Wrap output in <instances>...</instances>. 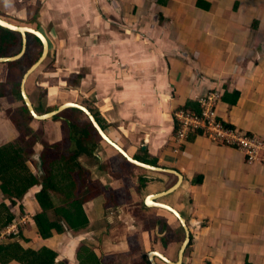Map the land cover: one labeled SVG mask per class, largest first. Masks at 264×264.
<instances>
[{
	"label": "crops",
	"instance_id": "obj_1",
	"mask_svg": "<svg viewBox=\"0 0 264 264\" xmlns=\"http://www.w3.org/2000/svg\"><path fill=\"white\" fill-rule=\"evenodd\" d=\"M60 1L55 2L66 13L77 11L78 16V24L70 30L69 45L52 48L59 54L55 68H60V77L67 74L68 78L45 82L48 75L56 74L50 67L41 70L39 65L24 83L34 112L43 115L52 107L37 105L38 94H54L60 102L64 81L76 83L65 103L86 109L134 160L180 174L178 188L155 202L169 205L186 222L193 243L190 264H264V164L249 162L239 150L202 135H193L179 146L173 116L178 110H196L199 97L218 90L222 98L218 119L246 135L264 139V0ZM73 5L76 11L70 10ZM51 85L54 87H48ZM4 106V114L0 111V143L13 139L10 133L18 136L22 127L6 119L8 108ZM53 117L42 120L44 126L66 128L64 116ZM32 125L27 126L28 132ZM55 129L46 144L59 145L66 139V132L62 138ZM101 142L104 154L95 149L97 153L76 158L83 169L90 164L89 159L102 160L100 155L108 162L97 176L98 189L92 188L98 193L87 200H96L98 213L109 208L118 214L107 213L111 228L98 239L100 250L107 251L101 257L114 256L116 264L119 257L143 259L148 251L163 253L161 240H178L182 230L185 237L184 228L178 230L166 210L147 207L143 201L173 186L177 177L135 166ZM32 153L27 155V165L35 172ZM41 160L42 165L48 162ZM131 174L138 175V180ZM130 185L137 186L124 195L120 190ZM30 199L32 194L22 201L26 213L33 211ZM20 217L15 212L16 221ZM68 230L76 238H84L79 234L82 230ZM33 233L28 224L23 227L27 241L21 245L47 247L56 253L55 264H62V235L39 239ZM5 240L0 238V243Z\"/></svg>",
	"mask_w": 264,
	"mask_h": 264
},
{
	"label": "trees",
	"instance_id": "obj_2",
	"mask_svg": "<svg viewBox=\"0 0 264 264\" xmlns=\"http://www.w3.org/2000/svg\"><path fill=\"white\" fill-rule=\"evenodd\" d=\"M56 107L58 106L48 108L46 113L52 112ZM16 110L10 117L13 125L20 123V120L25 117L31 119L23 107ZM71 111L81 114L76 110ZM191 111L198 112L197 105L196 110ZM56 118L54 116L52 119ZM63 118L62 121L67 128L66 141L69 144V152L67 155H60L56 160H50L47 163L45 161L43 175L39 179L27 165V155L32 151L34 137L29 138L28 144H21L18 138L21 139L23 136L18 135L17 141L0 146V232L16 221L15 212L22 216L20 217L21 221L23 217H26L22 201L29 194H32L38 208V212L31 215L28 221H22L21 225L17 224L15 235H8L4 238L6 242L0 243V264L10 261H15L18 264H55L56 253L49 248L42 246L30 248L21 245V242L26 243L27 241L22 235V229L27 224L33 229L34 236L39 239H46L53 234L62 233L64 231L62 224L71 231L83 230L88 225V219L81 205L98 192L91 194V190L94 188L93 183L87 182L89 186L86 188L87 172L79 166L76 158L80 155L89 156L98 142H101V138L86 118L82 125L69 124L70 121L67 117ZM36 122L40 123L39 126H43V121ZM193 135H202V132L189 134L187 139ZM52 146L58 147L57 145ZM52 146L43 145L41 157L44 160L48 159L43 157L45 150L51 149ZM26 148H29L28 152H26ZM119 156L121 155L119 154ZM200 181L201 179H196L197 183ZM180 229L182 230L179 226L178 230ZM181 232V237L178 240L173 238L170 242L163 238L162 241L167 243L168 247L173 248L174 244H178L184 239L183 230ZM192 244L191 237L189 247ZM78 251L77 258L80 264H100L96 255L87 246L82 245ZM140 264H149L145 256Z\"/></svg>",
	"mask_w": 264,
	"mask_h": 264
},
{
	"label": "flooded vegetation",
	"instance_id": "obj_3",
	"mask_svg": "<svg viewBox=\"0 0 264 264\" xmlns=\"http://www.w3.org/2000/svg\"><path fill=\"white\" fill-rule=\"evenodd\" d=\"M55 1L56 0H0V19L14 27H19V28L24 29L18 33V32L9 31V30H6L0 27V46L4 45V42L6 41L14 42V46L10 50L2 49V47L0 48V59L11 58V60L9 61L0 62V65L6 66V67L1 68L0 70V98H2L4 101L3 102V104L5 105L4 107L5 108L7 107L8 110L11 111V113H9V115L11 116H13L14 111H16L17 109L15 107L17 100L20 101V107H23L25 109V106L23 105V102L19 94V84H20L21 77L25 73V71L30 67V65L35 63L42 54L43 43L41 40H39V35L41 36V38L44 39L45 44H46V54L44 55L41 61V65L44 62L48 61V59L49 61L54 59V65L53 67H50V70H52V72L56 74V77L55 76L49 77L48 75L45 79V82L51 83L52 80L50 78H55L56 81L58 78L60 80L68 78L67 74L63 77H60V74H61L60 68H58V66L57 68H55V63L57 61L59 62V58H58V54L54 50H52V48L61 49V48H66L69 45L68 39L70 37V30L73 29L78 24L77 23L78 16L76 15L77 6L73 5L70 8L71 11H76L75 13L73 12L70 15L69 13H66L62 9V6L60 4L58 3L56 4ZM58 1L61 3L60 0ZM56 13H59V14L56 16ZM20 14H22L24 17L23 18L19 17ZM10 17L17 19V22L12 20V18ZM29 31H35L37 33L33 34ZM20 33H23V34H20ZM23 40H24V45H23L24 48L23 50H21V44ZM26 45L33 46L34 50L38 52L36 60L34 62H31V63L28 62L27 55L26 57L24 55L25 50L30 51L31 49V48L27 49L28 47H26ZM41 67L43 68V66ZM37 68L38 67H36L32 72H30L26 76L25 80L27 78L28 79L32 78L31 76H34L32 74H34ZM25 80H24V83H25ZM24 83H23V89H24ZM48 87H54V85H51ZM11 88H13L14 90L12 94L10 93ZM58 88H61V86L57 85V89ZM38 100L39 102L37 103V105L38 104L42 105L45 103L48 106H55L59 103L57 98L54 96V94H49L47 96H44V94L43 95L38 94ZM0 104H1L0 106H3L2 101H0ZM63 104H72V103H63ZM63 104H60V105H63ZM33 106L34 104H31L32 109H33ZM71 110H66V112L67 111L70 112ZM36 115H39V114H36ZM11 116H8V117L5 116V117L6 119L7 118L10 119ZM168 213L171 216H173V219H175V224L180 226L183 229L180 221L173 214H171L170 212ZM85 237L86 236H84V238ZM183 240L181 243H179V247H178L177 254H176V260L173 262H177L178 252L183 243ZM190 240H191V234L189 236V243H190ZM188 244L183 252V258H182L181 264H183V259L187 256V254L190 253L189 249L191 246L189 247ZM164 245L165 244H163V247H165L164 249L168 248L167 243H166V246ZM92 251L95 254L96 250H92ZM152 251H156V250H152ZM98 252L102 254V251H100L99 248H98ZM149 252L151 251H148L147 253L144 254L148 262H149V259L147 256ZM159 253H161V251H159ZM161 254L166 259L168 260L171 259V257L169 258L168 254L165 251ZM159 261H162V260L155 258V262L157 264ZM99 263L103 264L100 260H99Z\"/></svg>",
	"mask_w": 264,
	"mask_h": 264
},
{
	"label": "rangeland",
	"instance_id": "obj_4",
	"mask_svg": "<svg viewBox=\"0 0 264 264\" xmlns=\"http://www.w3.org/2000/svg\"><path fill=\"white\" fill-rule=\"evenodd\" d=\"M19 17L23 18L24 16L22 14H20ZM19 17H17V18H19ZM10 18H12V17H10ZM12 20L17 22V19L12 18ZM13 46H14V42H12V41L11 42H7L6 41V42H4V45L0 46V48L2 47V49L10 50ZM26 47H28L27 49L31 48L30 51H26L25 50V54L24 55H25V57L27 55V61L28 62H34L36 60L38 52L36 50H34L33 46L26 45ZM53 57H55V56H53ZM58 58H59V54H58ZM53 65H54V59H52L50 61L48 59V61L44 62L40 66H43V68L41 69V70H43V69H47L49 67H53ZM3 67H6V66L0 65V70ZM36 77H37V75H35V78ZM31 82L33 83V80ZM64 83H65V87L61 88V90L59 92V94H61L59 96L60 97L59 99H61V101L57 104V106H59L62 103H65V99L67 98V96L72 97V95H73L72 86H76V83H75V85H73V82L64 81ZM28 86H29V84H28ZM35 91L38 92V89L35 88ZM15 107L16 108L20 107V101L17 100V103H16ZM0 111L4 114V110L2 109V106H0ZM9 113H11L10 110L5 112L4 116H6V117L7 116H11V115H9ZM61 115L64 116V117H67L68 121H70L69 124L82 125V124L85 123V117L82 114H76L75 112H71V111L70 112L69 111H67V112L63 111V112L60 113V115H58V117L61 116ZM19 125L22 126L21 128H19V135H22L23 137H21V139H20L16 135L10 133V135L13 136V139H10V141H3L2 143H0V146H2L4 144H7V143H10L11 141H17L18 139H19V142H21V144H28L29 138L31 136L34 137L35 138L34 141H36L33 144L32 149L34 148V146L36 147L37 145H40V144H36V143H39L40 140H41L40 141V143H41L40 146L41 147H43L44 144H45V146L46 145L50 146V145H48V143L47 144L45 143V140L47 142H51L48 137L51 136L50 134H52V132L54 131V129H55L54 127H49L48 126V128H47L46 125L44 126V123H43V126H39L40 123H37L35 120L33 121L32 118L28 119L27 117H25L22 120H20V124ZM28 125H32L31 129H30V132H28L30 127L27 129ZM55 130H56V132L60 133V136L62 138L65 137V132L67 133V128H63V126H60V127L56 128ZM23 133H25L26 135L24 136ZM66 140L67 139H64L59 145H57L58 147L55 146L56 148L51 145L52 146L51 149L45 150L46 151L45 155H47V158H48V159H46L47 161L56 160L60 155H67L68 154V152H69V149H68L69 144H68V141H66ZM177 142L179 143V146L184 143V141H177ZM100 144H102V142L99 141L98 144L95 146V148H93L94 151H92V152H95V149H97V151L99 153L104 154L105 150H104L103 147L100 146ZM106 147L111 148L112 152H114L113 148L110 145L107 144ZM25 150H26V152H28L29 148H26ZM41 151H42V149H41ZM97 151L95 153H97ZM31 152H33V150ZM100 156H101L102 160H98V161L96 160V162H95L94 160L89 159L88 163H90V164L84 165V168H85V170L87 172L86 185H85L86 188H88L87 186H89V185H87V182H91V183L93 182L94 188L98 189V182L99 181H98V177L97 176H101V174L99 175V173H101L102 170L105 167L107 168V165H108V162L105 161L103 156L102 155H100ZM130 176H131V178H135L136 180H138V177H139L136 174H134V175L131 174ZM94 178H97V179H94ZM136 186L137 185H135V187ZM135 187L130 185V187H125V188L121 189L120 191H122L124 195L128 196V195H130L128 193L129 189H132V188L135 189ZM141 191H142V189H141ZM92 192L94 194L97 191L92 189L91 190V194H92ZM30 201L32 203L31 207L33 206V211H32V209H30L29 213H26L27 217H30V215L36 214L38 212V208H37L36 204L34 203V200L30 199ZM88 201L83 202L82 205H81V208H82L84 213L88 212V213H86V215L88 216V220H91V221L89 222L88 227L85 228L86 230H82L81 232H79V234H83V236L87 237V235L84 234V233L85 232L86 233L89 232L91 235H89L87 238L86 237L83 238V239L78 238V240H74V238H73L74 235L70 234V236H67V232L69 230L67 228H65L64 231L62 233H60L62 235V237H60V238L62 239V241L64 240L63 241L64 243L62 244V250H61L62 255L64 254V257H60L61 258L60 260H62L60 262L62 264H69V261H71L70 264H80V261L77 258V255H78V252H79L78 250H80L81 245L88 246V248L90 250H96V253H95L96 257L99 258V260L103 264H114V262H115L114 261V258H115L114 256L111 257V255H108L105 259L103 257H101L103 253L101 254V253L98 252V248L100 249V240H98V239H100L102 237L101 233L103 231H106L105 234H108L107 231L111 228L110 225H107V222L109 221V219L107 218V213L110 214L111 216L113 215L115 217L116 216L118 217V214H116L114 209H109V208H106V209L104 208L103 212H102V210L99 211L100 209H98V211H99V213H98V212L95 211V207H94L96 200H91L90 202H88ZM127 202H129V200H127ZM88 203H90V205ZM143 203H144V201H143ZM24 204L25 203H22V205H24ZM26 212H28L27 209H26ZM30 212H32V213H30ZM19 220H21V218ZM116 220H119V219H116ZM132 220L135 222L134 218H132ZM24 221H26V217L23 218V222ZM20 225H21V223H20ZM114 225L116 226L117 224H114ZM29 227H30V225H29ZM143 228L147 229V227H145V226H143ZM154 234H155V236L157 235L156 232H154ZM73 242H74V244L71 245L70 243H73ZM89 243H90V245H88ZM131 244H132V242H131ZM162 244H165V242L162 241ZM164 246H166V244ZM178 247H179V243L175 244L174 248L169 247V248L165 249V252L168 254L169 257L172 255L170 260H172V261L176 260V254H177ZM132 248H134V246H132ZM64 249L65 250L68 249L69 252L66 253V251H64ZM131 251H133V249H131ZM189 251H191V247H190ZM102 252L106 253L107 251L106 250H102ZM130 252L127 253V255H129ZM103 255H105V254H103ZM186 257L183 259V264H190L191 261L188 258V254H187ZM141 260L143 262V259L140 258V256H138V258L126 257L124 259L119 257V258H117L118 262L116 264H133V263H138V262H139L138 264H140ZM165 263H164V261H159L158 262V264H165Z\"/></svg>",
	"mask_w": 264,
	"mask_h": 264
},
{
	"label": "built area",
	"instance_id": "obj_5",
	"mask_svg": "<svg viewBox=\"0 0 264 264\" xmlns=\"http://www.w3.org/2000/svg\"><path fill=\"white\" fill-rule=\"evenodd\" d=\"M221 93L213 90L196 100L198 112L178 110L174 113L176 141H186L189 134L202 132V136L211 142L239 150L249 162L258 161L264 164V139L249 136L237 129L226 126L217 117V107ZM21 220L6 226L0 232V238L15 235L17 224Z\"/></svg>",
	"mask_w": 264,
	"mask_h": 264
},
{
	"label": "water",
	"instance_id": "obj_6",
	"mask_svg": "<svg viewBox=\"0 0 264 264\" xmlns=\"http://www.w3.org/2000/svg\"><path fill=\"white\" fill-rule=\"evenodd\" d=\"M0 27L3 29L9 30V31H14V32H18V33L21 32L22 30H24V29L19 28V27H14V26L4 22L1 19H0ZM29 32H31L33 34L37 33L35 31H29ZM20 34H23V33H20ZM39 40H41L43 43L42 54L39 57V59H37V61L35 63H33L32 65H30V67L25 71V73L21 77L20 84H19V94H20L21 100L23 102V105L25 106V109H26L28 115L31 116L36 121H41V120H48L52 116H57L61 112L66 111V110H71V109L76 110V111L82 113V115L86 117V119L89 121V123L91 124L93 129L95 131H97L101 140L106 142L108 145H110L121 156H123L129 163H131L135 166L142 167V168L149 169V170H153V171L167 172V173L171 172L169 174H174L177 177L178 181L173 186H171L170 188L166 189L163 192L146 196L144 199V205L147 207L161 208L163 210H166V211L170 212L171 214H173L180 221V223H181V225L185 231V237H184L183 243H182V245L179 249V252H178L177 262H172V261L166 259L161 253L156 252V251L149 252L147 257L149 259L150 264H157L155 262V258H158V259L166 262L167 264H181V261L183 258V252H184L187 244L189 243L190 234H189L188 228L185 224L184 219L180 216V214L175 209H173L167 205H164L162 203L155 202V200L158 199L159 197L166 196V195L174 192L178 188L180 174L176 173L175 171L165 170V169H162L159 167L147 165V164L141 163L137 160H134L118 144H116L114 141H112V139L101 129L99 124H97L94 117L86 109L82 108L79 105H76L73 103L72 104H63V105H60L59 107H57L54 111H52L50 113L43 114V115H36L35 112L33 111L32 107H31V104L29 102L28 97L26 96V94L24 92L23 83H24L26 76L35 69V66H38V64L42 61L44 55L46 54V44H45L44 39L41 38L40 35H39ZM23 45H24V40L22 41V44H21V50H23V48H24ZM9 60H11V58H3V59H0V62H6ZM41 149H42V147L40 145H37L35 147L33 153L30 156V159L33 161V166H34L36 178H38V179H39V177H41L43 175L42 160L40 157ZM62 228L65 229L64 224H62ZM67 236H70L69 232H67ZM82 237H83V235H82ZM73 238H74V240H78V238H76V236H74ZM73 244H74V242L71 243V245H73Z\"/></svg>",
	"mask_w": 264,
	"mask_h": 264
},
{
	"label": "clouds",
	"instance_id": "obj_7",
	"mask_svg": "<svg viewBox=\"0 0 264 264\" xmlns=\"http://www.w3.org/2000/svg\"><path fill=\"white\" fill-rule=\"evenodd\" d=\"M39 65H41V62L38 64V66H39ZM38 66H37V67H38ZM24 92H25V91H24ZM56 108H57V107H56ZM81 114H82V113H81ZM84 117H85V116H84ZM85 118H86V117H85ZM41 121H42V120H41ZM170 261H172V260H170ZM172 262H173V261H172Z\"/></svg>",
	"mask_w": 264,
	"mask_h": 264
},
{
	"label": "bare ground",
	"instance_id": "obj_8",
	"mask_svg": "<svg viewBox=\"0 0 264 264\" xmlns=\"http://www.w3.org/2000/svg\"><path fill=\"white\" fill-rule=\"evenodd\" d=\"M37 66H35V68H36ZM71 244V243H70Z\"/></svg>",
	"mask_w": 264,
	"mask_h": 264
}]
</instances>
